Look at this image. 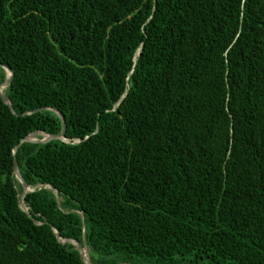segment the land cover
<instances>
[{"label": "trees", "instance_id": "obj_1", "mask_svg": "<svg viewBox=\"0 0 264 264\" xmlns=\"http://www.w3.org/2000/svg\"><path fill=\"white\" fill-rule=\"evenodd\" d=\"M0 64V264H85L54 229L93 264H264V0H0ZM54 110L69 143H23Z\"/></svg>", "mask_w": 264, "mask_h": 264}, {"label": "water", "instance_id": "obj_2", "mask_svg": "<svg viewBox=\"0 0 264 264\" xmlns=\"http://www.w3.org/2000/svg\"><path fill=\"white\" fill-rule=\"evenodd\" d=\"M139 55H140V51H139L137 56H139ZM0 67L5 70L6 75H7L5 83L0 87V96L2 97L5 104H7L11 107L12 104H11L10 100L5 96L4 92L11 85V82H12L13 77H14V73L10 68H8L6 66H3L0 64ZM8 73H10V75H8ZM54 111L61 117V119L64 122V129H63L62 133H60L59 135H56V136H51V135H47L46 133H43V132L42 133L37 132V133L31 134L28 138L23 139L22 142L23 143L45 144V143H48V142L53 141V140H62L66 143H69V141L65 138V134H66V130H67V127L65 124V118L59 111H57V110H54ZM34 136H36L37 138H33ZM39 136H42V139L39 138ZM80 142H81V140H75V143H80ZM18 148H19V146H17L15 148L14 156L16 155ZM14 174H15L16 179L21 183V185L23 187V194H22V197L20 199V207H21L22 211H24L25 213L28 214V208L25 206L24 199L28 193L34 192L35 189L32 188L31 186H29L25 182V180L23 179L16 160H15V165H14ZM42 187H47V186H39L37 188H42ZM48 187L51 188V186H48ZM54 232L57 235V238L60 240V243H62V244L70 243L77 248V250L80 252V254L83 257L85 264H93L91 262V259L89 256V252L85 246H82L80 243L73 241V240H63V239H61V237H60V235L56 229H54Z\"/></svg>", "mask_w": 264, "mask_h": 264}, {"label": "bare ground", "instance_id": "obj_3", "mask_svg": "<svg viewBox=\"0 0 264 264\" xmlns=\"http://www.w3.org/2000/svg\"><path fill=\"white\" fill-rule=\"evenodd\" d=\"M8 75H10V73H8ZM8 89V88H7ZM33 138H37L36 136H34Z\"/></svg>", "mask_w": 264, "mask_h": 264}]
</instances>
